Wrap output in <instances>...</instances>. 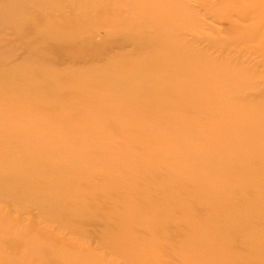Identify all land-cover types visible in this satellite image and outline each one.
Here are the masks:
<instances>
[{
  "label": "rangeland",
  "instance_id": "obj_1",
  "mask_svg": "<svg viewBox=\"0 0 264 264\" xmlns=\"http://www.w3.org/2000/svg\"><path fill=\"white\" fill-rule=\"evenodd\" d=\"M129 1L135 3V0ZM188 1L205 19V25L200 29L197 26L195 30L181 29L183 27L177 25L182 32L187 33L186 40L177 41L179 49L194 48L198 51L187 59L179 58L172 54L173 52L170 56L161 54L165 45L156 46L153 52L142 53L126 43V39H123L124 42L118 40L117 36L123 33L132 32L129 38L135 35L131 28L145 11V7L141 6L139 10L138 7L132 8L133 4L125 3V0H99L96 5H92L91 0H22L15 9L23 11L21 17L29 19L28 22L35 20V26L30 25L29 29L14 24L8 14L0 17V46L10 52V55H15L18 62L25 59L29 45L33 44L38 48L34 57L40 58L41 62L35 63L33 76L25 79L26 84L31 83L36 87L28 101L37 103V100L43 98L39 105L43 109L45 104L54 102L56 96H66L63 110L71 112L75 117L77 114V117H81L77 118V121L69 118L73 122L71 125L67 121L62 122L59 125L61 128L54 134L34 138L24 151L17 149L14 143L11 147L7 144L0 145V161L3 163L7 160H18L23 155H28L34 147L51 140L57 141L58 144L65 142L68 148H73L64 151L53 145L49 152L46 147L40 150L41 155H47L50 165L44 168L42 178L34 182L47 191V198L62 201L50 208L51 211L42 209L45 200H15L8 195L0 197V208L4 209L0 215L10 216L17 223L7 230L4 241H0V254L13 255L14 259L24 255L28 262H34L35 256L29 252L28 246V242L34 240L42 249L37 252L40 256L47 255L54 246L68 251L75 245L110 264H264V219L259 216L255 218L251 233H241L249 225L242 220H236L237 214L256 206L253 202L250 206L244 204L246 199L251 200L249 197L245 198L234 190L228 197L230 201L227 202H224L223 198L212 200L206 195L193 196L195 188L192 174L185 168L169 166L164 162L172 150L180 154V163L190 158H186L183 149L172 141L171 132L167 142L154 143L151 146L144 145L145 142L131 145L129 138L139 134L141 129L136 128L133 120L127 118L126 108L129 107L125 108L122 102H115L108 111L92 110L84 106L86 103H79L91 97L93 77H85V71L98 73L96 80L105 82L103 67L106 68L110 63L121 66L127 63L128 66L139 62L145 55H152L154 58L157 56L175 69V74L168 80L170 83L167 82L162 88L163 93L180 87L182 83L179 76L188 75L190 67H200L201 73L195 77L190 76L187 82H183L188 91H206L211 85L216 88L217 85L214 84L219 80L215 78L223 72L233 70L231 64H237L245 67L253 75V79L249 77V85L245 90L235 89L232 93L222 94L220 97L228 101L257 98V101L264 102V7L256 4L253 9L249 8L254 0ZM166 2L179 5L180 1ZM158 5L157 3L156 6ZM236 7L242 10L244 15L249 13V16H245L250 17L249 20L238 23L232 21L237 19L236 13L231 17L225 16V13ZM250 9L253 12H250ZM191 10L194 12L193 8H187L190 13ZM20 29H23L22 32ZM40 32H59L67 38L63 42H53L41 39ZM75 33L78 35L74 36ZM197 33L203 36L195 38L192 35ZM78 38L84 42L82 45L76 44ZM170 39L173 41L177 38L173 35ZM219 39L224 43L213 42ZM120 51L125 53V60L121 55H117ZM157 53L159 54L156 55ZM165 68L154 72L157 73L155 79L169 76L170 73L167 67ZM123 69L107 70L106 75L109 73L114 80L133 76L130 74L132 72H124ZM0 73L4 77V80L0 81V111H3L6 107L3 99L13 98L18 86L8 87L5 83L9 79L6 74L14 73L10 65L1 64ZM18 76L16 73L11 77ZM46 84L48 87L44 86ZM18 101L14 103L22 102ZM127 105L131 108L137 106L134 102ZM226 106L221 109V115L233 118L232 120L238 116L248 117V121L243 120L241 127L226 130L227 135L233 137L234 132L253 126L254 122L250 120V116L258 115V125L262 127L263 108L241 102L237 105L229 103ZM42 109L33 116L35 122H57L56 114H48ZM80 110H83L82 115ZM189 119L196 122V129L204 137L221 132L227 137L216 124L217 118L214 114L191 115ZM108 120L111 125L114 123L112 127L117 131L125 129L126 138L119 135L115 137L111 133L108 142L99 145L98 142L105 140V137L94 139L89 136L80 145L73 133L75 127H84L82 124L86 123L87 126L91 123L107 124ZM174 125L172 126L175 127ZM70 126L73 128L69 129ZM30 127L34 128V124ZM195 127H191L189 132H193ZM146 132L148 136L155 134L152 130ZM201 144L198 140H188L187 148L191 151H203ZM253 144L255 147L264 148V139H257ZM100 153L110 154V158L105 162L117 170H96L100 169V166L92 160ZM126 156L139 160H135L133 166L126 167L120 159ZM146 157H156L160 167L152 170L143 165L142 159H147ZM234 161L235 158L231 157L227 165ZM255 167L261 166L257 164ZM126 168L131 169L132 173ZM10 173H14V168L1 167L0 176ZM233 181L234 176H226L220 193L226 192ZM188 193L191 196L190 202L188 199H182ZM257 203L259 201L255 204ZM263 203L264 201L260 206ZM166 207L170 212L164 211ZM186 212L187 217L183 216ZM224 213L228 218L222 219L221 214ZM208 219L209 223L204 226L203 223ZM42 228L44 231L38 233ZM54 239L61 241L56 243ZM193 241H196L197 245L202 243L207 247L193 246ZM52 244L54 245L51 246ZM57 260L48 264H64L62 260Z\"/></svg>",
  "mask_w": 264,
  "mask_h": 264
},
{
  "label": "bare ground",
  "instance_id": "obj_2",
  "mask_svg": "<svg viewBox=\"0 0 264 264\" xmlns=\"http://www.w3.org/2000/svg\"><path fill=\"white\" fill-rule=\"evenodd\" d=\"M21 1L22 0H0V17L8 14L10 15L11 20L14 24L20 25L21 27H23V29H29L30 25L35 26V20H32V23L30 21L28 22L29 19H24L23 17H21V13H23V11H16L15 8L21 3ZM91 1L92 5H96L99 3V0ZM125 1H127L125 3L133 4L132 8L138 7V10L139 6L145 7V11L143 12V15L139 13L141 15L140 18H138L139 20H137L131 28V30L135 31V35L133 34V36L129 38L132 32L129 34L123 33L122 35L117 36L118 40L124 42L123 39H126V43L133 45L137 51H140L142 53H146L149 51L153 52L154 48L161 44L163 46H166H164V51L161 52V54L163 55L169 54L170 56V53L173 52L172 54L177 55V57L187 59L194 54H197L198 51L194 48L179 49V45L176 44L178 43L177 41L182 42L187 38V33L182 32L177 27V25L183 27L181 29L188 28L189 30H195L197 29V26L200 29L205 25V19L200 16L199 12L193 5L189 3L188 0H178V2L180 1L179 5H177V3L176 5L172 3L169 4L168 2H166L167 0H138L137 2L135 0V3H132L129 0ZM157 3L159 4L158 6H156ZM256 4H258V6L260 5L263 8L264 0H257V3L256 0H254L249 8L253 9ZM187 8H193L195 13L192 10L190 13L189 11H187ZM236 8H232L229 12L225 13V16L231 17L232 15L237 14V19L232 21H236L238 23H240L239 21L249 20L250 17H245L249 16V13H246V15H244L242 10H239L238 8L237 10ZM251 9L250 12H253V10ZM258 9L259 8H257V10ZM23 29H20V32H22ZM57 33L52 32L50 34H45V32H40L39 34L41 35V39L43 38L45 40L47 39L53 42L66 41L67 36L61 35L59 34V32ZM76 35L78 34L75 33L74 36ZM173 35L177 39L172 41L170 37ZM192 35H194L195 38L203 36L198 33ZM213 42H216L218 44L224 43V41L220 39ZM83 43L84 42L81 41L80 38H78L76 44L82 45ZM37 49L38 48L33 46V44L29 45L28 50H26L25 59L18 62L15 55H10V52H7L5 48L0 46V65L8 64L11 66L12 71L14 72L13 75H16V73L19 74V76L16 78L11 77L13 76L12 74H6L9 78L7 82H5L7 83V86H18V88H16L17 90L13 98L3 99L6 107L3 111H0V145L7 144L9 147H11L14 143L16 145V148L20 151L26 150V148L30 144V141H32L34 138H41L48 134L50 135V133L54 134L56 131L58 132V130L61 128V126L59 125H61L62 122L64 123L65 121H67V123H70L71 125L73 122H71L69 118H72L71 120L73 121H77V118L81 119V117H77L79 116L78 114L75 117V115L73 116L71 112L63 110L64 108L62 106L64 100L67 99L66 96H56L54 102L45 104V106H43V109L39 106L40 101H43V98L37 100V103H31L28 101L30 95H33V93L36 91V87L31 83L26 84L25 79L33 76V68L35 63L41 62L40 58L34 57V55L38 52ZM119 53H117V55H121L122 57H124L123 60H125V53H123V51H120ZM158 54L159 53H157L156 55ZM157 59H159L157 56L156 58H154L152 57V55H145L144 58L139 62H134L128 66H126L127 63L122 64V66L118 65L117 63H110L106 68H102V70L104 71L102 72V75L106 78L105 82H99L96 80L99 75L98 73L85 71L83 73L85 77H93V84L91 83L92 89L90 88L91 97L83 99L79 103H86L84 104V106L92 110L105 109V111H108V108H111V106H113V103L115 102H117L118 104L122 102L125 108L129 107L130 109L126 108V111H128V113L126 112L128 115L127 118L133 120L136 128H138L139 130L141 129L139 131V134H135L131 139L129 138L128 142L131 145H139L142 142H145L144 145L148 144L149 146H151L154 145V143H161L164 141L167 142L166 139L169 138L168 135H170L169 132H171L173 134L170 135L172 137V141L177 145V147L183 149L186 158L187 156H190V158L185 159L184 163H180L178 162V160L180 159V154L176 153L175 151L173 152L172 150L171 154L167 155V158L164 160V162L166 164H169V166L173 165L174 167L180 166L182 168H185L192 174L195 188V193H193V196L206 195V197H209L212 200H219L223 198V201L227 202L230 201L228 197L229 195L233 194L232 191L234 190L237 193L243 195V197L245 198L249 197L251 200L246 199L245 201H243L244 204L250 206L251 202H253V205L256 206H251L243 213L237 214L236 220H242L246 225H249V227L242 230L241 233H247L249 231L251 233L255 218L259 216L264 219V203L262 204V206H260L262 201H264V148L255 147L253 144L257 139H264V123L263 121H261L263 125L262 127H260L258 125V123L260 122L258 115H255L253 117L250 116V120L254 122L253 126L247 127L240 132H234L233 137H231L227 135L226 130L230 131L229 129L241 127V123L243 122V120L248 121V117L238 116L237 118H234V120H232L233 118H228L221 115V109L227 107L226 105H229V103L237 105L239 104V102L248 104L252 103V105L264 109V102L261 100H258L260 101L258 102L257 98H237L238 100L230 99V101H228L222 99L220 95L230 94L235 91V89L245 90L246 88H248L250 78L251 80L253 79V75L250 74L245 67L237 64L233 66L231 64L233 70L221 73V75L215 78L219 81L215 84L214 82H212L214 85H217L216 88L211 85L206 91L200 89H198L197 91L196 89L188 91L187 88H185V86L183 85V82H187V79L190 76L195 77L201 73L200 67H190V72L188 75L184 74L182 76H179V80L182 83L180 87L178 86L173 89V91L171 90L168 93H163L162 88L165 87L164 85L167 82L170 83V81L168 80L172 78L173 74H175V69L173 66H168L167 62L161 59ZM148 67H150L151 69H149ZM165 67H167L170 73L169 76L155 79L157 78V73L154 74V72L163 70ZM120 69H123L124 72H132L130 74L133 75V78L131 76H128L127 78L123 77L114 80L109 73H107L106 75L107 70L118 71ZM85 77L83 76V78ZM3 78L4 77H2V74L0 73V81L4 80ZM218 85H220V88H218ZM44 86L48 87V84ZM209 97L211 99H209ZM207 98L208 100H206ZM18 100H21L22 102L14 103L19 102ZM132 102H134V104H136L137 106L131 108L127 105ZM156 103H158V105ZM152 105H156V107ZM79 106H81V108H85L82 105ZM39 109L44 110L48 114H56L58 117L57 122H35L33 116L38 112ZM82 111L83 110H80L81 115ZM203 114H214V116L217 118L215 120L216 124L219 126L220 130H223L224 133H226L227 137L223 136L222 132L216 133L214 135H208L207 137L200 135L199 130H197L195 127L196 122L190 120L189 117L191 115ZM109 120L111 119L109 118ZM109 120L107 124L91 123L87 126L86 123L85 125L82 124L84 127H75L73 129V131L75 132L73 133L75 134L77 141L80 142V145L82 144L84 139L89 136H93L94 139H97L98 137H105V140H101V142H98L99 145L107 143V140H109L111 137V133L114 134L115 137L120 136L121 138H126V130L122 128L123 130L117 131L112 127L114 123H112L111 125V122ZM177 122L179 123V125H177ZM31 124H34V128L30 127ZM172 125H174L175 127H173ZM191 127H195L193 132H189V129ZM72 128V126L69 127V129ZM148 130L155 131V134L148 136V133L146 132ZM146 136H148V138H146ZM188 140H198L202 142L201 146L203 151H191L190 148H187ZM54 142L55 144H53ZM53 145H56L58 149L60 148L64 151L73 149L68 148L65 142L58 144L57 141L51 140L50 142H45L44 145L39 144L38 146H36V148L34 147V149L28 155H23L22 158L18 160H7L5 163L0 161V169L3 166L14 168V173L0 176V197L8 195L15 200L29 199L37 201L38 199H40L43 202L45 200V205L42 206V209L46 212L51 211L50 208H52L53 206H57L62 203V201L59 199L47 198V191L34 182V180H39L42 178V172L44 171V168L50 165L48 163V161L50 160H48L47 155H41L40 150L46 147L45 149L49 152L50 147L53 148ZM231 157H234L235 161L231 165H227V162ZM109 158L110 154L108 153L105 155L101 153L98 154V156L95 155L92 161L97 162L98 166H100V169L96 170H106L105 172L117 170V168L110 167L106 164L105 161ZM146 158L147 159H142L143 165H147V167L151 168L152 170H157L160 167L157 163L159 160L156 157ZM120 159L124 161L123 166L125 165L126 167L128 165L133 166V164H135L133 162L135 160H139L132 159L131 156L121 157ZM103 163H105V165ZM257 164H260L262 168L255 167ZM126 170L132 173L131 169L129 170L126 168ZM226 176H234V181L230 186H228V190L226 189L227 191L221 194L220 188L222 187ZM165 194L167 195V193ZM190 197L191 196H189L188 193V195L183 196L182 199H188L189 201L191 199ZM257 201H259V203H257L258 205L255 204ZM168 209L169 208L166 207L164 208V211L170 212V209ZM3 211L4 209L0 208V214ZM184 215H186L187 217V212L183 214V216ZM221 217L222 219L228 218L225 213L221 214ZM209 221L210 220L208 219L203 223V225L205 226L209 223ZM14 224L17 223L12 220L10 216L0 215V241H4V236H6L7 230L13 227ZM200 225H202L201 222ZM22 229L27 230L26 227H22ZM43 231L44 230L42 228V230H39L38 233H42ZM54 241L56 243H60L61 240L54 239ZM180 241L185 242L184 239H180ZM64 243L68 244V242ZM53 245L54 244H52L51 246ZM200 245L201 247H207L202 243ZM200 245H197L196 241H193V246ZM28 246L29 252L35 256L34 262H28L26 260V256L24 255L14 259L13 255L0 254V264H48L51 261H58L57 259L62 260L61 262L64 264H110L109 262L101 260L92 255V253L87 251L86 249L75 245L68 251L64 248H54V246L47 255L43 256H40L37 253L42 249L34 240L29 241ZM17 259L19 260L17 261Z\"/></svg>",
  "mask_w": 264,
  "mask_h": 264
}]
</instances>
